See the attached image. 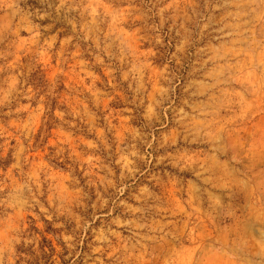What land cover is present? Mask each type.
<instances>
[{"label":"rangeland","instance_id":"1","mask_svg":"<svg viewBox=\"0 0 264 264\" xmlns=\"http://www.w3.org/2000/svg\"><path fill=\"white\" fill-rule=\"evenodd\" d=\"M0 264H264V0H0Z\"/></svg>","mask_w":264,"mask_h":264}]
</instances>
